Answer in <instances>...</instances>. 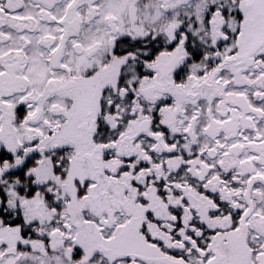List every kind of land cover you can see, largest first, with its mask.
<instances>
[{
	"label": "snow or ice",
	"instance_id": "1",
	"mask_svg": "<svg viewBox=\"0 0 264 264\" xmlns=\"http://www.w3.org/2000/svg\"><path fill=\"white\" fill-rule=\"evenodd\" d=\"M0 264H264V0H0Z\"/></svg>",
	"mask_w": 264,
	"mask_h": 264
}]
</instances>
